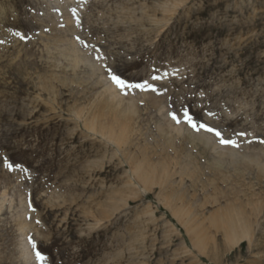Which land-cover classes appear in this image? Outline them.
<instances>
[{
  "label": "rangeland",
  "instance_id": "1",
  "mask_svg": "<svg viewBox=\"0 0 264 264\" xmlns=\"http://www.w3.org/2000/svg\"><path fill=\"white\" fill-rule=\"evenodd\" d=\"M37 251L264 264V0H0V264Z\"/></svg>",
  "mask_w": 264,
  "mask_h": 264
},
{
  "label": "snow or ice",
  "instance_id": "2",
  "mask_svg": "<svg viewBox=\"0 0 264 264\" xmlns=\"http://www.w3.org/2000/svg\"><path fill=\"white\" fill-rule=\"evenodd\" d=\"M113 82L117 84L120 88H140V89H145V88H150V85L146 84H126L124 80L120 79L118 76L113 75L112 77ZM155 91V89H152ZM184 120L186 123H188L191 127H193L195 130L199 131L200 129H203L207 132L213 133L215 136L219 138V141L221 144L224 145H232V146H237L236 142L232 139H226L223 135V133L215 129L213 127L204 125V124H197L196 121L193 119L192 115H190L187 111L184 112ZM173 119L176 120L177 123H180V119H178L175 115H173ZM239 135H243V133H239ZM8 167L11 169L12 165L9 164ZM33 249L36 248L35 243L32 244ZM36 259L40 262V264H46V257L43 256L39 251L35 253Z\"/></svg>",
  "mask_w": 264,
  "mask_h": 264
},
{
  "label": "bare ground",
  "instance_id": "3",
  "mask_svg": "<svg viewBox=\"0 0 264 264\" xmlns=\"http://www.w3.org/2000/svg\"><path fill=\"white\" fill-rule=\"evenodd\" d=\"M240 240H241V238L236 237V238H233L232 242H233V243H237V242H239ZM242 241H245V240H242ZM232 245H233V244H232Z\"/></svg>",
  "mask_w": 264,
  "mask_h": 264
}]
</instances>
